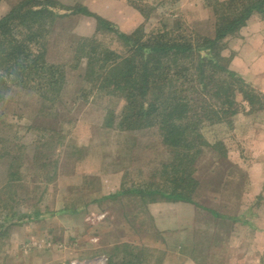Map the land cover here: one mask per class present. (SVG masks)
<instances>
[{
	"label": "rangeland",
	"instance_id": "1",
	"mask_svg": "<svg viewBox=\"0 0 264 264\" xmlns=\"http://www.w3.org/2000/svg\"><path fill=\"white\" fill-rule=\"evenodd\" d=\"M18 1L0 0V17ZM53 1L59 4L49 6L55 16L34 26L37 37L28 45L33 52L45 50L46 60L63 75V87L52 92L48 69L17 75L14 62L0 63V264H108L110 257L113 264H163L176 250L179 256H169L166 264H183L182 256L197 264H238L252 255L255 264H264V232L253 233L249 225L264 229V110L248 113L244 102L245 111L230 118L203 119L197 131L206 144L191 147L194 158L177 175L197 182L191 211L176 206L186 201L149 194L163 189L166 164L172 157L177 163L176 154L187 147L169 150L158 126L105 127L107 110L118 115L124 98L81 90L87 85L85 60L74 49L82 39L121 58L129 50L93 17L72 15L66 7L85 6L125 34L143 25V38L165 23L172 29L174 22L180 25L175 35L211 36L214 17L207 0ZM236 33L226 37L222 51L234 72ZM252 58L257 62L249 78L255 84L244 80L264 94V62L259 54ZM28 60L37 65L34 56ZM194 78L191 84L200 91ZM189 97H197L194 90ZM216 143L219 150L212 147ZM143 187L150 191L141 196L135 189Z\"/></svg>",
	"mask_w": 264,
	"mask_h": 264
},
{
	"label": "trees",
	"instance_id": "2",
	"mask_svg": "<svg viewBox=\"0 0 264 264\" xmlns=\"http://www.w3.org/2000/svg\"><path fill=\"white\" fill-rule=\"evenodd\" d=\"M47 1L20 0L0 18V49L6 45L7 50V55L0 59V63L5 65L14 62L11 67L17 75L29 69H48L51 76L48 85L53 89L52 92L57 93L63 87V75L57 74L55 66L46 60L44 49L37 47V52H33L28 45L37 37L34 26L55 16L49 6L59 4L53 0L49 4ZM207 3L214 17L213 35L191 33L185 36L181 32L175 35L173 31L179 29L180 25L174 22L172 29L165 23L163 29L152 32L146 38H143V25L125 34L117 31L111 21L89 11L85 6L66 7L72 15L93 17L99 29L115 33L129 50V54L121 58L109 49L98 50L89 46L93 39H82L74 49V56L85 60L84 78L87 85L83 84L81 90L124 98L118 115L110 108L107 110L105 127L132 130L158 126L162 143L169 150L187 147L176 154L177 163L172 157L166 164V170L162 172L165 180L163 189H135L141 196L149 190V194H158L163 199L195 204L191 194L197 189V182L188 175H177L180 174L179 166L194 158V155H190L191 147L194 144H206L197 131L203 119L211 121L209 114L214 117L213 121L230 118L238 110L245 111L244 102L248 106V113L264 110V94L230 70L228 59L222 54L227 36L239 31L252 15L258 14L264 18V0H207ZM138 10L147 19L143 9L139 7ZM13 32L23 34V38L15 39ZM29 56H34L36 66H30ZM191 67L195 72L192 70L182 75ZM195 75L201 85L200 91L191 84L195 81ZM188 80L190 84L183 85ZM178 84L181 86L178 87ZM192 90L197 95L195 99L189 97ZM236 94H239L240 101L236 99ZM231 121L226 125H231ZM220 146L216 143L212 147L219 150ZM129 192L133 191L129 189L123 193ZM124 246L132 247L128 244ZM113 261L114 257H110L108 264H113Z\"/></svg>",
	"mask_w": 264,
	"mask_h": 264
},
{
	"label": "crops",
	"instance_id": "3",
	"mask_svg": "<svg viewBox=\"0 0 264 264\" xmlns=\"http://www.w3.org/2000/svg\"><path fill=\"white\" fill-rule=\"evenodd\" d=\"M84 2L88 3V0H85ZM236 35H237V38H236L237 41L233 47L235 56L231 60V66H233L235 72H238L242 76L243 79H246L249 82H253L251 78H249V68H254L257 60H254L252 56H254L255 54H259L261 55L262 57L261 59L264 62V18H262L258 14L252 15L247 20L246 24L239 29ZM246 52L250 53V56L249 54H245ZM176 203L177 202H175V204ZM177 204H180V205H176V206L181 207V205H183L185 209L189 208L191 211H194L192 205H190L191 203L189 202H183V203L178 202ZM245 223H249V222L245 221L243 223L244 224L243 226H245ZM249 225L251 226L250 228H253V229L255 228L253 233L262 234V232H264V229H262L261 225L258 224L259 225L258 226L257 222L255 223V225H252L251 223ZM259 242L262 244V235H260ZM177 252L179 251L177 250L174 251L173 252L174 254L167 253L166 254L167 256L166 257L164 256L165 258L163 257L162 263L166 264L165 262L167 261V258L169 256H172L173 258H176L177 256H179ZM253 256L254 255H252V257L241 258L240 259L241 261L238 264H249V263L255 264V262L253 261L256 260V258H253ZM180 260L183 262V264H197V262L192 257H189V256H182V259ZM233 262L234 261L231 260L230 263L228 261L226 264H234Z\"/></svg>",
	"mask_w": 264,
	"mask_h": 264
}]
</instances>
